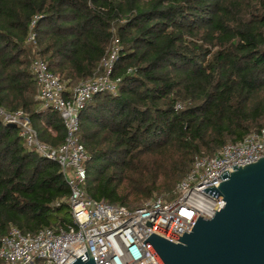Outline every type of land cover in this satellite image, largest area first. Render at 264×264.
<instances>
[{
  "label": "trees",
  "instance_id": "1",
  "mask_svg": "<svg viewBox=\"0 0 264 264\" xmlns=\"http://www.w3.org/2000/svg\"><path fill=\"white\" fill-rule=\"evenodd\" d=\"M29 30L67 87L100 71L112 39L120 47L115 92L77 115L83 189L96 200L132 208L168 195L194 155L264 127V0H0V105L56 146L64 129L34 99ZM68 192L58 165L0 121V236L69 223Z\"/></svg>",
  "mask_w": 264,
  "mask_h": 264
},
{
  "label": "built area",
  "instance_id": "2",
  "mask_svg": "<svg viewBox=\"0 0 264 264\" xmlns=\"http://www.w3.org/2000/svg\"><path fill=\"white\" fill-rule=\"evenodd\" d=\"M26 42L33 52L29 72L34 81V99L40 108L58 114L63 139L56 146L39 140L28 115L20 108L8 110L0 105V121L15 127L23 147L58 165L69 191L66 202L70 222L41 227L32 233H22L9 224L0 236L1 264H68L84 251L92 258L108 249L109 256L100 264H158L138 234L147 230L178 243L182 233H188L193 225L183 219L184 212L190 210L209 218L221 200L201 189L217 186L221 181L218 176L232 171L231 165L242 166L264 156L262 127L238 141L225 142L210 155H194L190 169L175 181L168 195L153 194L132 208L96 200L83 189L87 152L78 139L77 115L92 95L115 92L119 78L110 74L120 47L112 39L100 71L67 87L47 70L31 30Z\"/></svg>",
  "mask_w": 264,
  "mask_h": 264
},
{
  "label": "water",
  "instance_id": "3",
  "mask_svg": "<svg viewBox=\"0 0 264 264\" xmlns=\"http://www.w3.org/2000/svg\"><path fill=\"white\" fill-rule=\"evenodd\" d=\"M230 167L217 186L201 189L221 197L212 216L185 211L183 219L193 225L178 243L147 230L138 234L158 264H264V156ZM109 254L91 258L84 251L68 264H100Z\"/></svg>",
  "mask_w": 264,
  "mask_h": 264
},
{
  "label": "rangeland",
  "instance_id": "4",
  "mask_svg": "<svg viewBox=\"0 0 264 264\" xmlns=\"http://www.w3.org/2000/svg\"><path fill=\"white\" fill-rule=\"evenodd\" d=\"M32 58H33V56H32ZM32 58H31V59H32ZM153 194H156V195H157V193H156V192H153L151 195H153Z\"/></svg>",
  "mask_w": 264,
  "mask_h": 264
}]
</instances>
